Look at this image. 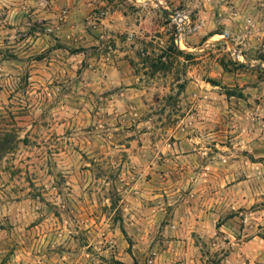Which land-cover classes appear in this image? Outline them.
Returning a JSON list of instances; mask_svg holds the SVG:
<instances>
[{
  "label": "rangeland",
  "instance_id": "rangeland-1",
  "mask_svg": "<svg viewBox=\"0 0 264 264\" xmlns=\"http://www.w3.org/2000/svg\"><path fill=\"white\" fill-rule=\"evenodd\" d=\"M260 19L0 0V264H264Z\"/></svg>",
  "mask_w": 264,
  "mask_h": 264
},
{
  "label": "built area",
  "instance_id": "built-area-1",
  "mask_svg": "<svg viewBox=\"0 0 264 264\" xmlns=\"http://www.w3.org/2000/svg\"><path fill=\"white\" fill-rule=\"evenodd\" d=\"M169 17L175 23L178 33H181L183 30H185V25H186V22H187V17L186 16H184L180 12H172V15L169 16Z\"/></svg>",
  "mask_w": 264,
  "mask_h": 264
},
{
  "label": "crops",
  "instance_id": "crops-1",
  "mask_svg": "<svg viewBox=\"0 0 264 264\" xmlns=\"http://www.w3.org/2000/svg\"><path fill=\"white\" fill-rule=\"evenodd\" d=\"M258 19V18H256ZM253 22V21H251ZM257 23V26L259 28V32L257 34H259V36L262 38V36L264 35V19L263 20H259V21H254ZM253 36H256V33L253 34Z\"/></svg>",
  "mask_w": 264,
  "mask_h": 264
},
{
  "label": "water",
  "instance_id": "water-1",
  "mask_svg": "<svg viewBox=\"0 0 264 264\" xmlns=\"http://www.w3.org/2000/svg\"><path fill=\"white\" fill-rule=\"evenodd\" d=\"M160 10L162 11V13H163L165 16H171V15H172V12L167 11V10L161 8V7H160Z\"/></svg>",
  "mask_w": 264,
  "mask_h": 264
}]
</instances>
